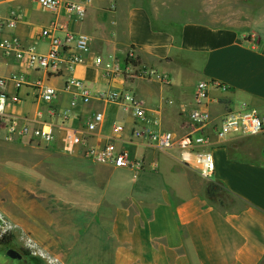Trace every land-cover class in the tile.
Here are the masks:
<instances>
[{
    "label": "crops",
    "instance_id": "1",
    "mask_svg": "<svg viewBox=\"0 0 264 264\" xmlns=\"http://www.w3.org/2000/svg\"><path fill=\"white\" fill-rule=\"evenodd\" d=\"M182 1L91 0L76 21L64 12L55 20L35 0H0V26L10 13L18 16L13 29L0 27V78L16 77L4 89L7 112L31 120L42 111L57 134L49 145L24 138L0 143V205L16 226L14 250L22 249L19 237L26 234L61 264L264 262V135L214 144V174L204 181L179 162L176 147L161 151L133 138L139 124L131 113L103 102L83 104L75 88H66L73 78L91 94L131 93L148 120L176 137L189 130L199 81L226 88L209 91L218 100L209 106L214 124L241 102L264 114V0H197L196 8L176 11L174 2ZM45 30L59 38L89 37V50L78 54L82 62L72 71V43L54 69L28 66L29 53L48 50ZM11 38L27 50L20 59L3 53L2 41ZM39 85L54 89L50 105L36 102ZM96 113L103 122L89 144L113 140L138 167L110 168L62 150L65 131L85 133V122ZM254 143L257 160L238 156L235 147L248 150ZM208 182L222 184L242 204L220 213L205 197Z\"/></svg>",
    "mask_w": 264,
    "mask_h": 264
},
{
    "label": "built area",
    "instance_id": "2",
    "mask_svg": "<svg viewBox=\"0 0 264 264\" xmlns=\"http://www.w3.org/2000/svg\"><path fill=\"white\" fill-rule=\"evenodd\" d=\"M35 2L55 20L64 12L68 17L81 21L87 13L91 0H35ZM17 21V14L12 12L0 27L5 26L8 29H13ZM41 37L49 40L46 53H29L27 56L28 66L35 70L54 69L64 48L72 43L76 52L68 58V69L72 71L82 62V58L78 54L89 50L90 39L83 33L75 35L66 33L63 38H59L53 37L50 30H45L41 33ZM1 48L5 56L14 52L17 59H20L27 51L21 48L17 38L3 40ZM100 63L101 60L98 59L96 64ZM117 68L115 67V71H118ZM143 75L154 76L155 73L143 71ZM12 80H16V77L0 78V133H3L2 140L12 142L15 138H24L31 143L54 144L57 138L55 125L42 119V111L38 110L31 120L21 119L7 112V106L11 103L6 97L4 89ZM69 87L78 91V96L83 104H88L91 101L103 102L113 104L125 113H131L135 122L139 124L138 128L131 133L133 138L142 139L161 151L176 147L179 151V162L192 168L197 177L204 181H210L214 174V159L209 149L214 144L219 146L234 138L264 135V114L244 102L231 106L219 117L217 123L212 122L209 106L217 104L218 100L210 98L209 91L211 89L226 90L223 85L214 81L203 80L196 84L193 93L194 107L188 115L189 130L178 137L171 132L160 130L156 121L148 120L142 102L131 93L91 94L82 82L73 78L67 82L66 88ZM55 95L53 88L39 85L36 102L40 106L50 105ZM17 101L14 99L13 104H16ZM102 122L103 115L96 113L85 122V133L66 130L63 134L62 150L75 153L94 164L110 168L133 169L138 167L139 165L131 161L126 152L117 150L113 140H107L102 146L89 144L90 134L94 133ZM122 129L121 126H118L115 131L121 132ZM15 230L16 226L0 214V239L8 235L12 236ZM19 238L22 241L21 250L27 251L31 257L38 258L45 264H61L59 260L40 250L30 236L21 234Z\"/></svg>",
    "mask_w": 264,
    "mask_h": 264
},
{
    "label": "trees",
    "instance_id": "3",
    "mask_svg": "<svg viewBox=\"0 0 264 264\" xmlns=\"http://www.w3.org/2000/svg\"><path fill=\"white\" fill-rule=\"evenodd\" d=\"M228 156L230 159L235 158L234 151L228 150ZM205 197L207 201L220 213L226 215L231 214L238 204H242V201L234 195L228 193L224 186L218 182H208L205 186ZM12 243V236L8 235L0 239V246H9ZM26 260L35 259L25 250H20ZM38 259V258H36ZM32 264V263H30ZM264 264V262H262Z\"/></svg>",
    "mask_w": 264,
    "mask_h": 264
},
{
    "label": "rangeland",
    "instance_id": "4",
    "mask_svg": "<svg viewBox=\"0 0 264 264\" xmlns=\"http://www.w3.org/2000/svg\"><path fill=\"white\" fill-rule=\"evenodd\" d=\"M198 1L197 0H185L182 2H174V8H178L176 9V11H186V10H192L194 8H196L198 6ZM0 143H2V138L0 137ZM253 148H249L248 150L242 148V145L239 144L237 147H235L236 151L238 150V156H241L244 159H250V160H257L258 159V148H259V144L258 143H254ZM2 210V206L0 205V214H2L1 212ZM3 215V214H2ZM13 236V234H12ZM17 243V242H16ZM17 244L12 243L9 246H0V264H22L23 262L26 261L25 258H22L20 260H12L10 258H8L6 256V252L9 249H16ZM45 264L43 261H41L40 259H28L26 264Z\"/></svg>",
    "mask_w": 264,
    "mask_h": 264
},
{
    "label": "water",
    "instance_id": "5",
    "mask_svg": "<svg viewBox=\"0 0 264 264\" xmlns=\"http://www.w3.org/2000/svg\"><path fill=\"white\" fill-rule=\"evenodd\" d=\"M6 256L12 260H20L24 257L22 253L14 250V249L7 250Z\"/></svg>",
    "mask_w": 264,
    "mask_h": 264
}]
</instances>
